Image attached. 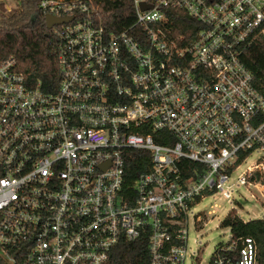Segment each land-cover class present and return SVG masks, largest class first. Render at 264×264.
<instances>
[{
    "label": "built area",
    "instance_id": "2783aa9c",
    "mask_svg": "<svg viewBox=\"0 0 264 264\" xmlns=\"http://www.w3.org/2000/svg\"><path fill=\"white\" fill-rule=\"evenodd\" d=\"M109 1L133 13L110 35L99 0L38 2L72 17L56 26L55 90L0 63V264H106L143 236L148 264H201L188 252L196 198L228 189L236 170L242 187L264 173V96L241 59L264 40V0ZM177 13L197 23L194 39L173 37ZM128 150L150 165L124 190ZM236 246L205 264H257L250 239L226 259Z\"/></svg>",
    "mask_w": 264,
    "mask_h": 264
},
{
    "label": "trees",
    "instance_id": "16d2710c",
    "mask_svg": "<svg viewBox=\"0 0 264 264\" xmlns=\"http://www.w3.org/2000/svg\"><path fill=\"white\" fill-rule=\"evenodd\" d=\"M39 1L17 0L18 4L11 10H6L0 4V63L9 58L13 59L16 71L23 74L27 84L34 87L40 83L42 90L52 91L56 89L59 81L56 61V31L59 28H46L45 15L38 8ZM97 5L105 34L119 32L132 24L133 13L129 1L99 0ZM171 21L175 28L173 37L182 35L187 41L194 39L198 30L197 23L184 14H179ZM241 59L252 74L254 88L264 96V40L254 42L243 52ZM248 155L249 153H240L235 166ZM124 159V190H130L132 182L148 170L150 163L146 152L134 150L126 151ZM180 165L185 168L182 171L185 178L192 176L196 165L187 161H181ZM248 180L253 181L252 178ZM211 193L213 192H205L203 196ZM199 202L200 198H196L193 205ZM219 228L228 229L230 232V239L225 243V248L233 242L237 243L235 249L225 251L226 259L236 258L241 242L250 239L256 246L257 264H264V220L253 219L244 222L235 210L231 209L220 222ZM148 259L147 239L143 236L133 242L120 240L110 252L106 264H148Z\"/></svg>",
    "mask_w": 264,
    "mask_h": 264
},
{
    "label": "rangeland",
    "instance_id": "374dc122",
    "mask_svg": "<svg viewBox=\"0 0 264 264\" xmlns=\"http://www.w3.org/2000/svg\"><path fill=\"white\" fill-rule=\"evenodd\" d=\"M0 4L6 10H11L18 2L17 0H0ZM257 155V153L253 154L249 161L255 159ZM241 172V169L233 172L225 185L230 186L228 189L203 196L188 213V252L193 259L198 258L201 264L209 260L218 245L229 241V230L219 228L220 222L229 210L234 209L243 221L264 220V173H255L251 177L253 181L250 185L242 187L236 181ZM196 215L201 220L199 224H195Z\"/></svg>",
    "mask_w": 264,
    "mask_h": 264
},
{
    "label": "water",
    "instance_id": "95a60500",
    "mask_svg": "<svg viewBox=\"0 0 264 264\" xmlns=\"http://www.w3.org/2000/svg\"><path fill=\"white\" fill-rule=\"evenodd\" d=\"M45 25L48 30H51L53 27L60 26L63 23H68L72 20V17H62L57 18L54 16L46 15L45 16Z\"/></svg>",
    "mask_w": 264,
    "mask_h": 264
},
{
    "label": "crops",
    "instance_id": "0c3cea01",
    "mask_svg": "<svg viewBox=\"0 0 264 264\" xmlns=\"http://www.w3.org/2000/svg\"><path fill=\"white\" fill-rule=\"evenodd\" d=\"M229 211H230V210H229ZM229 211H228V212H229ZM228 212H227V213H228ZM227 213H225V216H226ZM237 215H238L239 218L243 221V219L240 217V215H239V214H237ZM244 222H246V221H244Z\"/></svg>",
    "mask_w": 264,
    "mask_h": 264
}]
</instances>
